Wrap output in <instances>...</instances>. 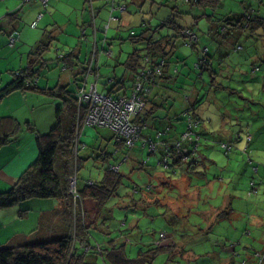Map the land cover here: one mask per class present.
<instances>
[{
    "label": "trees",
    "instance_id": "1",
    "mask_svg": "<svg viewBox=\"0 0 264 264\" xmlns=\"http://www.w3.org/2000/svg\"><path fill=\"white\" fill-rule=\"evenodd\" d=\"M28 1L30 0H22L21 4L25 5ZM180 1L184 4L188 3L185 4L188 5L186 13L193 15L194 23L200 18L207 22L206 30L209 33L208 39L211 40L212 46L207 42L200 43L193 23H180L174 14H168L166 17L160 18L159 23L151 25L143 17L147 13V10L144 9L147 0H130L128 3L106 0L105 3L110 6L108 20L104 26L95 27L91 40L92 43L95 42L92 47L96 49V52L105 51V48L101 49L102 45L100 48L98 47V41L107 40L108 37L105 36L97 40L98 31L102 28L106 30L109 28V22L116 19L118 24L114 30L120 32L125 25V13L132 15V13H138L137 11L140 12V20L137 21L140 29L138 31L130 29L128 36L132 44H139L140 47H134L128 53L119 73L106 78L110 84L106 91L108 94L121 93L130 97L135 91V97L141 103L140 109L131 118L132 123L137 127L136 136L129 144L124 135L109 126L105 127L111 131L110 139L114 145V152H118L119 149H124L127 152L140 140L141 148H147L149 154L156 155L157 165H160L163 170L158 169L157 166L154 167V171H156L154 175L159 178L162 184L170 188L176 186L172 180L182 177L191 178L190 173L198 174L199 172L197 167L204 158L203 151L199 150V145L203 140H208L203 134V130H206V122L202 118L204 110L209 109L212 101L220 110L221 126L219 130L224 131L225 136L220 140H211L210 142L219 144L225 153L233 148H236L240 153L248 152V144L253 137L252 133L247 131L243 137L240 130L232 132L234 125L241 126L239 124L241 117L232 113L228 107H224L223 110L220 105L222 97L225 96L224 90L238 93L241 97H244L243 94H247L249 91L245 86H241L242 81L247 80L245 79L246 71H242V68L241 71H237L235 67H232L230 52L240 50L241 42L251 39H254V42L255 40L260 42L259 37L262 36L261 58L264 60V16L260 14V10L264 9V0H256L258 4L255 8L247 3V0H242L241 11L228 10L226 13H222L223 15L217 14L222 0ZM47 2L41 3L45 6ZM129 3L134 4V9L133 6L132 9L128 6L132 5ZM20 10L21 8L9 16L19 17ZM116 11L119 14L114 16ZM41 16L42 12L30 25L36 26ZM8 20L11 21L10 17ZM5 29V25L0 19V31L5 32ZM12 37H14V42H11ZM17 37V31L9 32L7 35L8 44L13 46ZM48 39L43 38L33 51H29L25 66L15 70L11 81L0 87V100L15 90H21L59 97L63 103L62 109L61 106H57L55 123L46 132L37 130L35 124L28 120L23 124L12 116L0 117V147L15 140L20 132L23 133L26 130L33 134L37 148L36 158L16 176L12 184L0 189V209L18 205V214L23 216L31 210L33 204L30 202L37 198H49L56 201L58 206L53 211L42 213L39 216V225L44 223L46 230L41 234L40 239L24 241L23 238L27 237L23 236L20 240L0 242V264H98V258L101 259V264H153L152 261L157 251L165 250L167 247L175 251L176 242L173 238L176 233L167 232L173 241L169 245L161 246L158 242H160V235L164 232H160L155 243L152 242L154 246L147 245L149 248L145 249L146 246L137 250V256L134 258L123 252L124 246L130 241L125 233H120L119 236L116 235L107 240V237L112 233L111 231L107 232L112 217L105 220L103 216L111 212V209L106 208L107 201L118 195L117 190L122 179L118 170L119 164H108L101 180H91L88 177L79 176V171L86 159L80 154V151L86 148V145L80 141V133L81 128L87 124L84 123L85 104L77 102L75 94L78 89L82 88V85L87 87L91 82L86 85L89 75H93L95 81L99 77L100 55L98 53V55H92L91 44L84 60L75 59L72 51L57 54L53 60L61 62L62 70L70 71L71 81L76 84V88L71 87L69 83H59V79L51 87L48 85V87H39L36 84L39 72L48 65L51 59L44 57V54L51 48L50 42L53 37ZM85 40L87 37L85 31H82L80 41L86 42ZM177 41L179 44L192 47L195 50L196 59L193 67L198 72L187 89L184 86H178V90H175V81L177 80L175 74L178 72L177 63L180 59L176 56L177 54L175 55ZM249 43L251 44L250 41ZM217 54L218 56L215 57ZM113 56L112 50L106 54L108 58ZM89 65L91 69L87 72L86 67ZM77 66H81L80 70L77 69ZM251 70L259 71L260 67L254 65ZM204 73H207L206 77ZM83 76H85V83L82 84ZM170 79L172 82L168 85L167 82ZM197 81L201 82V87H198ZM136 82L141 83L140 90H135ZM260 85L264 90V79ZM176 92L182 93L186 103L180 114L184 119V129L180 132L176 129L173 131L172 128L175 125L167 115L159 121L153 119L156 107L162 106L163 102L170 99ZM247 100L245 106L251 109V101L255 100L252 97ZM62 111L65 113L64 115H62ZM144 115L146 119L142 124L141 118ZM231 121L234 122L231 123ZM226 122L230 123L229 127L225 124ZM242 138L245 141L244 147L238 148L239 144L237 143L243 140ZM111 155L112 152L102 148L97 157H100V160H107ZM248 160L249 162L253 161L251 158ZM139 163L144 165L148 162L141 161ZM201 164L204 165V163ZM254 167L253 165V172H255ZM72 176L77 178L75 187L70 186ZM260 182L263 180L260 179ZM255 187L257 190L260 189L259 183L251 179L248 193L255 190ZM148 198L152 200L154 197ZM177 212L178 209L170 210L168 206L166 215L168 213L169 217L177 215L180 221L177 225L172 224V226H176L175 232H184L185 228L181 225L184 224L183 217L185 216H181L180 212ZM54 218H57L58 221ZM178 225L181 226L179 229ZM211 225L212 223L209 224L207 230H210ZM93 231L100 232L101 239L96 240V236L92 234ZM34 232H37V227L31 230L30 234ZM119 238H122L123 241H120ZM244 250L239 252L234 247L233 253L228 255L223 251L224 255L223 252L222 255L227 260L226 264H246L247 258L253 259L250 264H264V248L252 252L245 248ZM174 251H171L173 255H175ZM182 252L192 254V257L187 256L188 262L185 259L177 258L176 260L168 259L166 264H190V262L198 260L199 254H196L195 251L183 250ZM89 253H93V255ZM236 258H239V261Z\"/></svg>",
    "mask_w": 264,
    "mask_h": 264
},
{
    "label": "rangeland",
    "instance_id": "2",
    "mask_svg": "<svg viewBox=\"0 0 264 264\" xmlns=\"http://www.w3.org/2000/svg\"><path fill=\"white\" fill-rule=\"evenodd\" d=\"M127 1L129 2L130 0L122 2ZM241 1L242 0H222V5L217 9V14L226 13L228 10L234 12L241 11L243 7ZM103 2H106V0H102L101 3ZM246 2L253 8L258 4L256 0H247ZM185 4L180 0H147L144 6L147 13L144 14L143 17H145L151 25H155L160 22V18L166 17L168 14H174L176 20L180 23H193L198 33L200 43L207 42L212 46L211 40L208 39L209 33L206 30L207 22L200 18L194 23L193 15L191 13H186L188 5ZM106 5L107 6L101 8L96 16L98 26H104L105 22L108 20L110 6L108 4ZM133 5L134 4L128 6L132 9ZM79 11L80 10H73L69 13V18L72 20L71 22L67 20L68 16L66 14V22H68V24L64 21L62 23L63 27L54 30L52 33L55 34L54 39L50 50L46 52L51 59L48 65L39 72V87H51L55 85L59 79V75L63 71L61 62H55L53 60L55 52L58 50L60 52H66L73 48L77 50L81 44V30H79V28L77 30L73 29L74 26L77 25L75 17L79 15ZM137 12L138 13H135V15L132 13V16L135 18L132 22L125 20L126 23L124 27L121 28L120 32L111 27L113 21H111L109 28L106 30L102 28L98 31L97 40L105 36L108 37L107 40L102 39V41H98V47L100 48V45L103 44L105 48V51L101 50L102 57L100 55L102 58H100L99 68L101 78L106 75L111 76L119 73L122 69L121 65L128 53L131 52L134 47H140L139 44H132L128 38L130 29L135 31L140 29L138 26L139 22H137L140 20V12ZM260 14L264 16V9L260 10ZM116 15L117 14L114 13V16ZM58 18L62 17L59 15ZM42 28H44V26H42ZM90 31V27L85 31V33L90 34L89 38H91ZM259 40L260 42L256 40L254 42V39L241 42L242 48L240 50L230 52L232 67H235L237 71H241V68L242 71H246V78H244L247 80L242 81L241 86H245L249 91H247V94H243L244 97H241L238 93H230L224 90L225 96L222 97L223 100L220 105L222 109L228 107L232 113L241 117V121L239 122L241 126L238 124L236 126L234 125V127H232V132L240 130L243 137L247 131L252 133L253 137L249 141V150L246 153H240L236 148L225 153L224 150L220 148L219 144L210 142L211 140H220L225 136L224 131L219 130L221 126L220 110L214 105L213 101L210 103L209 109L204 110L205 113L202 118L206 122V130H203V134L208 139L206 141L203 140L199 145V150L200 152L203 151L202 153L204 155L203 161L200 162L204 163V165L199 162V167H197L199 172L198 174L190 173L191 178L182 177L177 180H172L176 185L173 188L162 184L159 178L154 175V167L157 166L158 169H163L160 165H157L156 155L149 154L147 148L140 147V140L127 152L124 149H119L118 152H114V145L112 139H110V129L105 126L93 125H85L81 128L80 141L86 145V148L85 150L82 149L80 154L86 157V159L83 162V167L79 171V176L82 175L91 180H101L104 169L108 164H119L118 170L122 175V179L117 190L118 195L111 197L107 201L106 208L111 209V212L108 209L110 213L103 217H105V220L112 217L110 222H112L113 227H107V232L111 231L112 233L107 237V240L116 235L119 236L120 233H125L126 237H129L130 241L126 243L123 250L128 256H133L134 258V256H137V250L155 243L160 232L164 233L160 235V242L158 243L161 246L169 245L175 240L176 249L174 251L172 248L167 247L165 250L157 251L152 261L153 264H166L168 259L176 260L177 258H180L179 260L185 259L186 262H188L189 258L187 256L192 257V254L189 252L184 253L182 252L183 250H191L199 254L198 260L193 262L189 261L190 264H226L227 260L223 256L224 252L227 255L233 253L232 250L234 247L239 252H242L244 248L249 252L264 248V90L260 85L264 79V60L261 58L262 53L260 45L262 36L259 37ZM176 44L175 55L177 54L176 56L180 59L177 63L178 72L175 74L177 77L175 81V90H178V86H184L185 89H187V86L194 81L196 73L198 72V70L193 67L196 54L192 47L181 45L178 41ZM87 50H89L87 45L82 44L81 57L85 56V53L88 52ZM109 50H112L114 56L109 58L107 64H105L104 55H106ZM217 56L218 54L215 57ZM13 63H15V61ZM254 65H258L260 70L256 72L252 71L251 67ZM112 67L116 68L118 72H114ZM66 72L67 71L63 72V74ZM204 76L206 77L207 73H204ZM90 80L91 78H88L87 83ZM171 82L170 79L167 82L168 85L171 84ZM98 83L99 91L106 92L107 89L101 87L102 83L100 81H98ZM196 83L198 87H201V82L197 81ZM69 85L76 88V84L73 81H70ZM179 90L182 91L181 88H179ZM250 97L255 100L253 102L251 101V109L245 106L248 101L247 98ZM31 101L34 105L31 110H25L18 105L15 106L14 103H11L12 106L10 107L8 103H2L0 105V117L6 115L16 117V119L23 122V124L28 120L35 124L37 130L46 132L55 123V111L57 110V106H61L62 109L63 103L59 97L48 96L40 92H38L36 96H31L28 102L31 103ZM185 105L186 103L183 100L182 93L176 92L170 99H166L162 106L156 107L153 119L159 121L164 119L167 115L175 125V127L172 128L173 131L176 129L180 132L184 129V119L180 114ZM64 114L65 113L62 111V115ZM145 119V115L142 116V124ZM229 122L225 123L228 127L230 126ZM233 122L234 121H231V123ZM242 126L244 127L242 128ZM20 133L22 134V132ZM20 133L15 140L3 145L7 147L3 148L2 146L3 149L0 151V177H2V174L7 168L6 164L15 158L11 153H14V148L18 146L16 145V140L21 138L20 140L26 143V139L24 137L22 138ZM242 139L243 140L237 143L239 144L238 148L244 147L245 141L244 138ZM10 144H14L12 145V149H6L10 148L8 147ZM19 144H22V141ZM102 148L112 152V155L107 160H100V157H97L98 152H100ZM36 156L37 151L31 161H33ZM249 158L253 161L249 162ZM31 161H29L28 164ZM141 161H147L148 163L141 165L139 163ZM253 165L255 166L254 171L257 173L253 172ZM25 167H23L20 172L23 171ZM251 179L259 183L260 189L257 190L255 187V190L248 193L250 190L249 181ZM260 179H262L263 182H260ZM76 180L77 178L75 176L71 177V187H75ZM152 196L154 198L150 200L148 197ZM168 206L170 210L178 209V212H180L179 214L185 216L183 217L184 224H180L184 226V232H175L176 226H172V224L177 225L180 220L177 215L171 217H169V213L166 215ZM14 208H19V206L16 205ZM6 210L9 209H0V226L9 219V211ZM49 210H51V208H49ZM36 219V217L32 216L18 219L20 220L19 225L8 222L7 226L11 229H15V227L24 229L26 233L22 234L19 232L15 234V237L7 240L5 237L6 235L3 234V229L0 230V241H5L7 243L13 240H20L23 236L27 237L23 238L24 241H36L40 239L41 234L46 231L44 223H41L37 232L30 234V229L38 225L34 224ZM210 223H212L210 230H207ZM181 226L178 225V229ZM169 231L176 233L173 240L172 237L167 234ZM246 231H249V233ZM92 234L96 236V240L101 239L100 232L93 231ZM119 240L123 241L122 238H119ZM147 248H149V246L145 249ZM180 249H182V251L179 252ZM171 251H174L175 255H173ZM89 254L93 255V253ZM181 255L185 257L182 258ZM236 259L239 261V258ZM252 260L253 259L247 258L246 264H250ZM98 261V264H101V259L98 258Z\"/></svg>",
    "mask_w": 264,
    "mask_h": 264
},
{
    "label": "crops",
    "instance_id": "3",
    "mask_svg": "<svg viewBox=\"0 0 264 264\" xmlns=\"http://www.w3.org/2000/svg\"><path fill=\"white\" fill-rule=\"evenodd\" d=\"M121 1H125V0H116V2H121ZM21 2L22 0H0V19L4 23L5 28H6L5 32L0 31V87L5 85L9 81H11V79L13 78V72L15 70L20 69L25 66L27 54L29 53V51L31 50L33 51L43 38L48 39L50 37H53L54 39L55 34H52V33L54 32V30L60 29L63 27L62 23L64 21L66 22V14L68 16L67 20H70V22L72 21L69 18V13H71V11L73 10H80L79 15H76L75 17L77 25L74 26L73 29L77 30L79 28V30H81V33H82V31H86L88 27L91 28V31H90L91 38H89L90 34L85 33L87 37V40H85L86 42L80 41L81 44L79 45L77 50L74 48L68 50V51H72L75 59L84 60L87 57L88 52L85 53V56L81 57L82 44L83 45L86 44L87 48H90V44H91V47L92 46L94 47L93 44L95 42L93 43L91 42V40L93 39L92 36L94 34L93 30L95 29V27L100 28L99 27L100 25L98 26L96 22V16L100 12L103 6H107L105 2L101 3L102 0H48L47 5L45 6L39 0H30L25 5H22ZM20 8L21 10L19 12V17L15 18V17H11L13 15L9 16L10 14H12L13 12H15L16 10ZM41 12H43V14L41 18L39 19L37 26H34V27L31 26L30 23L33 20H35L36 17H38V14ZM115 13L117 15L119 14L118 11H116ZM125 14H126L125 20H128V22L130 21L132 22L135 19L134 16H132L130 13H125ZM59 15L62 18H58ZM9 17L11 21L8 20ZM111 21H113L111 27L115 29L116 25L118 24L117 23L118 20L113 19ZM111 21L109 22V25L111 24ZM66 23L68 24V22ZM39 24H40V27H39ZM42 26H44V28H42ZM13 31H17L18 37H17L15 44L13 46H10L7 43V35L9 34V32H13ZM97 36L98 35L96 34V37ZM51 44L52 42H50V45ZM93 47H92V54L93 53H95L96 55L99 54L102 57V52L101 51H99V53L96 52V49H94ZM102 48L104 49V46H101V49ZM109 52L110 50L107 52V54ZM62 53H65V52L64 51L60 52L58 50L56 51L55 56L57 54H62ZM104 56H105L104 62L105 64H107V61L109 58L106 57V55ZM44 57L49 58L47 53L44 54ZM14 61L15 63H13ZM80 68L81 66L80 67L77 66L78 70H80ZM99 68H100V65L98 69ZM113 70L114 72H118L116 71V68H113ZM65 71L67 72L63 74V72ZM98 72H99V77L96 80L97 90L99 91L98 81L102 83L101 84L102 88L107 89L108 87H110V84L106 81V78L108 77V75L101 78L100 69ZM71 77L72 76H71L70 71L68 69H65L59 75L58 82L68 84L71 81ZM81 78H82V75H81ZM88 78H91L90 81H95V78L93 75L91 76L89 75ZM84 79H85V76H83L82 84L85 83ZM36 84H39V79L36 82ZM86 85H87V81H86ZM33 95L36 96L37 92H33V91L24 92L21 90H15L7 94L6 96H4L0 100V105L6 102L8 103V106L10 107L12 106L11 103H14L15 106L18 105L20 107H23L25 110H31V108H33L34 105L32 101L31 103H29L28 100ZM9 112H12V111H9ZM0 114H1V109H0ZM20 135L22 138L24 137L26 139V143H23L25 141L20 140L21 138L16 140V143H17L16 145L18 146L14 148L15 150L14 153H11L12 156H14L15 158L14 160H10L6 164L7 168L5 172L2 174V177H0L1 178L0 179V189L8 186L9 184H12L16 176L19 174L20 170L23 167H25L29 161L33 159L37 151L35 141H34V136L32 133L25 130V132H23ZM21 141H22V144H19L21 143ZM12 145L14 144H10V146H8L10 148H6V149H12L13 147ZM5 147L7 146H3V148ZM3 148L1 146L0 151ZM154 173H156V171H154ZM30 204H33V206L31 207V210L28 213L24 214L23 216H20L18 214L17 208H14L16 206H11L13 208L8 207L9 210H6V211H9L8 212L9 219L0 226V230L4 229L3 234L6 235L5 237L7 238V240L15 237V234L19 232L22 234L26 233L24 229H18L16 227L15 229H11L9 226H7L8 222L13 223L14 225H19L20 220L18 219H22L26 217L28 218L30 216L36 217L37 219L36 221H34V224H38V225L30 229V232H31V230H33L35 227H37V229L40 227L39 216L42 213L53 211L58 206V203L56 201L50 200L49 198L33 199L30 202ZM49 208H51V210H49ZM54 219L58 221L57 218H54ZM110 226L111 228L113 227L112 222H110Z\"/></svg>",
    "mask_w": 264,
    "mask_h": 264
},
{
    "label": "built area",
    "instance_id": "4",
    "mask_svg": "<svg viewBox=\"0 0 264 264\" xmlns=\"http://www.w3.org/2000/svg\"><path fill=\"white\" fill-rule=\"evenodd\" d=\"M46 3L47 0H40ZM14 42V37L11 38ZM103 46V44H102ZM95 54V53H93ZM92 54V55H93ZM87 72L91 69L89 65ZM142 88L140 82H136L135 90ZM135 91L130 97L124 94H108L97 90L96 81H91L87 87L82 85L75 96L77 102L85 104L84 123L87 125L109 126L118 131L131 143L136 136L137 127L132 123L133 115L140 109L141 103L135 97Z\"/></svg>",
    "mask_w": 264,
    "mask_h": 264
}]
</instances>
